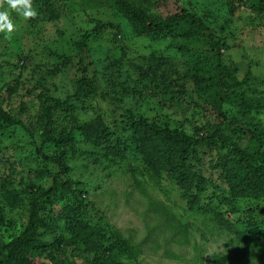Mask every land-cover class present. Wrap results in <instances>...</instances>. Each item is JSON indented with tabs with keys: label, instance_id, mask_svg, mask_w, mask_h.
<instances>
[{
	"label": "trees",
	"instance_id": "obj_1",
	"mask_svg": "<svg viewBox=\"0 0 264 264\" xmlns=\"http://www.w3.org/2000/svg\"><path fill=\"white\" fill-rule=\"evenodd\" d=\"M247 1L220 3L219 11L227 9L224 18L217 9L209 11L207 7L194 11L189 17L185 8L164 17L161 10L166 11L169 5L161 0H64L71 12L86 13L95 3L107 6L112 16L121 17L136 37L155 41L167 36L176 43V53L182 61L164 55L155 57L153 53L136 58L135 79L124 75L122 62L127 59L124 51L121 50L119 59L106 63L102 76L111 80L112 90L116 89L115 82L117 86L129 84L128 77L130 81H137L136 86H143L135 114L126 111L118 118L98 106L95 110V103L82 99V91L88 83L84 67L73 95L74 100H82L73 102L68 98L58 103L48 90L36 96L49 105L43 118L37 120L40 126L37 136L34 128L29 129L17 115L14 117L4 108V103L16 95L17 88L10 86L0 94V133L10 127H21L42 164L31 175L27 172L26 177L19 165L10 169L9 175L0 176L3 204L13 210L27 208V219L15 233L3 230L7 238H0V264H47L44 259L63 253L64 249L77 264H138L136 246L120 231L90 224L83 206L85 194L77 187L81 183L71 179L76 157L94 165H125L131 175L135 172L132 164H138L156 181L165 173L175 182L181 197L192 201L189 209L194 211H202L199 203L205 186L215 185L216 192L211 196L220 200L219 204L224 203L227 210L209 213L218 230L236 237L238 246L232 248L229 255H213L211 264H230L235 256L245 260L242 257L249 256L251 251L264 248L263 92H257L250 84L253 77L250 65L248 72L241 75L240 69L224 62L220 55L225 41L232 37V16ZM32 3L38 14L48 15L52 21L59 19L51 0H32ZM151 9L156 14H152ZM253 10L263 15L264 0H256ZM38 14L31 19L34 24ZM111 28L98 20L93 34L99 35ZM117 35L113 34L114 42ZM200 37L211 55L206 54L207 51L192 52L180 41L193 42ZM90 41L89 36L84 35L79 48L86 47ZM258 57L255 55V59ZM256 66L259 64L255 63ZM56 70L53 66L46 74L55 77ZM42 79L36 82L39 89H42ZM187 83L200 102V107L193 103L194 109L188 114L182 98ZM147 90L149 99L145 95ZM163 99L175 105V116L180 114L178 121L167 117L163 112L165 105L157 104ZM145 102L161 107L159 118L139 114ZM85 104L84 111L93 110L95 115L86 121L76 119L77 106ZM23 111L26 112L22 105L19 114ZM161 116L166 121L159 124ZM67 131L69 136L64 137ZM71 133L75 137L71 138ZM50 144L55 148H50ZM37 176L50 179L51 185L45 189L34 182ZM241 201H255L259 207L239 211L237 205ZM2 212L0 207V228L5 227ZM171 221L175 223L167 224L174 232L171 243L188 246L190 225L173 216ZM245 261L247 263L242 264H249Z\"/></svg>",
	"mask_w": 264,
	"mask_h": 264
},
{
	"label": "rangeland",
	"instance_id": "obj_2",
	"mask_svg": "<svg viewBox=\"0 0 264 264\" xmlns=\"http://www.w3.org/2000/svg\"><path fill=\"white\" fill-rule=\"evenodd\" d=\"M161 1L169 5L166 11L161 10L164 17L177 13L180 8H185L188 12L186 16L189 17L194 11L199 12L202 8L207 7L209 11H215L220 7V3L232 2V0ZM51 2L59 13L57 21H52L48 15L38 14L34 24L31 19L24 20L9 10L15 31L10 37L0 33V94L10 86L17 88L16 95L4 103V108L14 117L17 115L26 127L34 128L35 136L40 129L37 120L43 118L45 109L49 107L36 97L39 93L45 94V90H48L52 99L58 103L68 98L73 102L83 99L95 103V110L98 106L117 118L126 111L135 114V109L140 104L143 86L139 84L136 86L137 81H130L128 77L126 79L129 84L120 83L117 86L118 82H115L116 89L112 90L109 84L111 80L102 76L103 66L113 59H119L121 50L127 56L122 62L124 75L132 76L134 79L137 78L133 68L136 58L148 57V54L153 53L155 57L164 55L174 61H182L176 53V43L167 36L155 41L148 37H136V34L125 26L121 17L112 16L107 6L95 3L86 13H80L71 12L64 4V0ZM255 4L256 0H248L234 13L230 28L232 37L227 38L220 55L224 62L235 69H240L241 75L249 69L252 70L250 84L257 92H263L264 98V14L260 16L253 10ZM33 7L37 11V7L35 5ZM216 12L226 18V8L224 11L217 9ZM151 13L156 14V11L151 9ZM98 20L112 26L111 31L93 34ZM114 33L118 34L115 42ZM84 35H88L91 41L80 49L79 44H82ZM201 39L202 37L193 42L180 41L192 52L207 51L206 54L211 55V50ZM255 55L259 57L255 59ZM255 63L259 66L254 67ZM53 66L58 69L56 76L49 77L46 73ZM84 67L87 69L88 83L82 91V99L74 100L73 95L82 78L81 71ZM42 77L43 85L42 89H39L36 82ZM145 95L149 99L148 90ZM182 98L187 114L189 110L194 109L193 103L196 102L200 107V102L189 83ZM146 103L148 102L139 108V114L144 113L148 118H159L161 107L159 109L152 103ZM157 104L165 105L163 112H166L167 117L178 121L180 114L175 116L177 110L175 105L169 104L166 99L160 100ZM22 105L26 112L19 114ZM86 106V104L77 106L76 119L86 121L93 118L95 113L93 110L85 112ZM162 121H166V118L161 116L158 123L161 124ZM67 136L68 131L64 137ZM70 136L73 138L75 134L71 133ZM50 148H55V145L50 144ZM74 161L76 164L71 179L81 183L76 186L85 194L83 206L88 213L90 224L120 231L136 246L138 264H211L213 255H229L231 249L238 246L237 240H234L236 237L218 230L212 220V214L209 213L227 210L224 203L219 204L220 200L211 196L216 192L215 185L205 186L199 203L202 211H194L189 209V202L192 201L181 197V191L165 173L156 181L138 164H132L135 172L131 175L125 165L119 167L118 164L111 163L113 165L108 167V163L88 164L79 157ZM17 165L23 171V177L31 175L38 166H42L25 131L21 127H10L0 133V176L9 175V170ZM33 181L43 185L45 189L51 185L48 178L37 176ZM257 205L255 201H241L237 207L239 211H247L255 206L259 207ZM0 207L5 220V227L0 228V238L6 240L7 234L3 230L15 233L27 219V208L13 210L3 204L2 197ZM172 216L181 223L190 225L188 246L179 247L171 243L174 232L167 224H175L171 221ZM50 257L43 261L47 264H77L65 249L63 253H55ZM242 258L249 264H264V248L253 250L249 256ZM245 260L235 256V260H231L230 264L247 263Z\"/></svg>",
	"mask_w": 264,
	"mask_h": 264
},
{
	"label": "clouds",
	"instance_id": "obj_3",
	"mask_svg": "<svg viewBox=\"0 0 264 264\" xmlns=\"http://www.w3.org/2000/svg\"><path fill=\"white\" fill-rule=\"evenodd\" d=\"M0 9H2L0 10V33H5L6 37H10L15 31V24L9 10L24 20L34 19L38 14L32 0H0Z\"/></svg>",
	"mask_w": 264,
	"mask_h": 264
}]
</instances>
